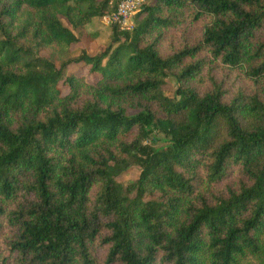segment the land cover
Here are the masks:
<instances>
[{
  "label": "trees",
  "instance_id": "1",
  "mask_svg": "<svg viewBox=\"0 0 264 264\" xmlns=\"http://www.w3.org/2000/svg\"><path fill=\"white\" fill-rule=\"evenodd\" d=\"M117 3L0 0V264H264V0H145L73 54Z\"/></svg>",
  "mask_w": 264,
  "mask_h": 264
},
{
  "label": "rangeland",
  "instance_id": "2",
  "mask_svg": "<svg viewBox=\"0 0 264 264\" xmlns=\"http://www.w3.org/2000/svg\"><path fill=\"white\" fill-rule=\"evenodd\" d=\"M116 1V0H113ZM151 1V0H147ZM114 5V4H113ZM111 4V6L113 7ZM112 12V11H111ZM111 12H107L104 16L96 17L86 25L85 33L80 35L81 41L73 44L71 47L73 54H78L81 50L85 49L90 53H95L98 50L105 48L111 40V29L113 23L109 20L108 14ZM137 15V14H136ZM135 15V16H136ZM137 16L134 18V23H136ZM97 32L98 36L95 40H89L91 38L88 33ZM72 71L76 72L78 75H83L89 82H95L99 79V75L97 73H93L90 71V67L84 63H79L75 66L70 67ZM178 87L177 80L174 76H168L165 84L163 85V91L167 96L174 97L176 96V89ZM67 92V89L64 90ZM165 143V139L161 134H158L157 140L155 141V145L159 146ZM140 166L133 165L125 172L121 173L117 180L122 182L124 185H128L131 182L137 180L140 174ZM131 196L133 193L130 194Z\"/></svg>",
  "mask_w": 264,
  "mask_h": 264
},
{
  "label": "built area",
  "instance_id": "3",
  "mask_svg": "<svg viewBox=\"0 0 264 264\" xmlns=\"http://www.w3.org/2000/svg\"><path fill=\"white\" fill-rule=\"evenodd\" d=\"M145 0H118L116 8L108 14L113 25L122 30H132L135 26L134 18Z\"/></svg>",
  "mask_w": 264,
  "mask_h": 264
}]
</instances>
